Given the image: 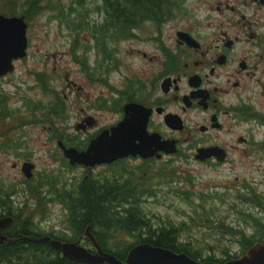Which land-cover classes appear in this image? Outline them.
<instances>
[{
    "label": "rangeland",
    "instance_id": "rangeland-1",
    "mask_svg": "<svg viewBox=\"0 0 264 264\" xmlns=\"http://www.w3.org/2000/svg\"><path fill=\"white\" fill-rule=\"evenodd\" d=\"M52 2L54 0H43L42 5L51 6ZM68 2L69 0H59V3L64 5ZM94 3L99 4L100 0H88V7L91 8ZM181 8L182 13L174 17L177 20L160 26L161 36L168 45H172L168 37L173 38L175 30H183L209 45L211 38L220 34L230 38L236 34L241 38V43L237 45L238 51L248 50V29L240 27L239 24L236 28L231 25L232 22L241 19L240 15L248 19L254 16L255 6L251 0H182ZM10 11L8 1L0 0V15L10 17ZM56 13L54 10L43 9L36 16L24 17L26 56L14 61L13 72L0 78V106H3V110H0V182L2 183L0 186L8 187L7 193L10 196L4 201V206L6 210H19L22 217L31 215L30 222L38 225L43 232L63 231L67 226L66 215L61 207L62 202L60 204L58 201L47 204L49 213H46L44 200L39 196L40 189H34L31 197L27 195V189L34 188L37 180L40 182L44 177L50 178L51 187L55 190V196L50 197L52 200L66 192L67 187L63 185L65 183L76 181L77 184L86 177V174L98 177L107 175L117 168V166L111 168L97 166L90 170L78 166L65 168L61 163L63 157L59 155L55 145L56 140H51L52 136L59 134L61 139L73 138L76 145L72 146L80 150L87 144L86 139L89 135L101 128L114 125L121 118L117 114V107L109 108L107 105L105 108L97 102L98 97L108 98L113 92L106 85L90 82L81 65L71 60L69 46L72 35L57 19ZM257 15L264 13L257 12ZM87 19L92 24L101 17L96 13H89ZM155 31L154 24L146 22L135 30V37L130 39L128 37L116 43L108 41L107 46L112 50L118 65L110 74H106L100 68L103 62L100 61L101 57L93 47L94 41L89 39L88 33L81 32L85 38L84 46L89 48L84 55V63L90 73L94 71L95 78H106L107 84L112 88L121 90L123 79L136 77L138 68L144 69L147 80L156 72L159 64L157 60L155 62L148 60L149 57L158 58V51L152 39ZM255 31L264 34V28H257ZM101 49L107 50V47H98V51ZM252 54L256 55L254 52ZM82 56V50H79L76 53L77 59ZM224 72L221 69L217 71L220 76L216 79V83L224 80L222 76ZM254 74L252 78L241 79L238 74L236 79H240L239 88L234 92H239L237 101L245 102L251 112L264 115V63L256 67ZM37 75L41 76L40 81L37 80ZM55 96L63 106L61 116L57 118L53 117L48 109ZM233 99L234 96L231 100ZM38 103L44 105V108L31 113L29 105ZM184 118L188 126H192L193 122L198 124L204 122L202 115L197 112L187 113ZM84 120L93 121V124L87 126ZM223 122L228 126L231 125V120L228 118H224ZM79 124L85 126L84 130L75 131L74 126ZM238 125V127L237 124L234 126L230 134L218 133L219 139L230 144L236 143V137L245 140L244 138L251 135L256 143L252 148V154L248 152L243 154L246 147L240 143V147L238 146L240 154L231 156L232 166L224 165L219 168H209L192 158L186 160L181 157L163 158L155 164V167L159 168L161 164H166L164 175L166 184L159 183L152 186L154 195L152 197L143 195L136 203L137 209L149 220L152 229L159 227L163 220H170L175 224L183 222L184 226L177 230L179 241L188 244L194 250H199L202 258L211 256L222 260L226 257L223 252L237 257L240 254V246L236 237L233 239L227 234L226 229L230 227L233 231L240 230L249 236L254 233L251 218L264 220V207L257 210L250 204L254 196H259L264 206V148H259L260 143L264 142V123L257 120ZM14 142L20 143L17 150L11 147ZM199 157L197 151L196 158ZM26 162L34 167L31 178L34 179L33 181L26 180L21 172ZM124 166L130 169L132 168L130 166L135 164H124ZM150 166L152 168L153 164ZM142 172H146L144 175L147 176L146 179L142 178L144 177ZM157 175L155 170L146 169L136 172L133 181L136 183L146 180L147 183H151L153 177ZM169 178H173V181L168 182ZM172 189L193 192L196 197H191L187 204L174 197L175 191L172 192ZM44 191L46 187L42 188V192ZM200 193L218 199L209 202L207 196L204 197V209L210 216L206 223H202L204 220L199 217L200 213L196 215L194 212L203 208L200 197H197ZM38 201H40L39 205ZM36 207L42 210V216L39 211H34ZM261 223L264 225V221ZM64 234L65 237H73L71 230ZM140 237L144 238V235ZM118 238L120 236L117 235L116 239ZM121 238L124 246H128L136 241L137 233ZM109 244L112 245V240L105 243L108 249L111 248Z\"/></svg>",
    "mask_w": 264,
    "mask_h": 264
},
{
    "label": "trees",
    "instance_id": "trees-1",
    "mask_svg": "<svg viewBox=\"0 0 264 264\" xmlns=\"http://www.w3.org/2000/svg\"><path fill=\"white\" fill-rule=\"evenodd\" d=\"M7 1L11 16L18 15L27 18L28 16L38 15L43 9L57 12V19L72 35L70 52L75 62L76 45H79V50H82L83 54L89 51V48L84 46V33H88L89 39H94L98 47H103L108 45V41L116 43L117 41H122V39L134 37L135 34L133 32L135 33V30L146 22L159 27L182 13V0H100L99 4L94 3L91 8L88 7V0H69L65 5L59 3V0H54L51 6L42 5L43 0ZM89 13H96L101 19L99 21L94 20L91 24L88 19L86 20ZM101 51L107 54L105 49H101ZM82 57L84 58V56ZM78 61L81 65H84L82 59ZM39 108L40 106H32L33 112ZM51 108H53L52 111L55 113L52 116L55 118L59 117L56 112L57 105L53 104ZM0 110H3V106H0ZM241 117L243 121L250 118L264 123V115L250 112L249 108H244ZM262 146H264V143ZM165 170L166 165H161V168L157 171L158 181L155 184L152 182L147 183L146 180L141 183H135L133 175L136 170L127 169L122 165H118L116 170L111 171L107 175L98 177L87 175L76 187L75 200L68 197L67 194L59 195L60 201L66 204L68 208L69 228L73 237L69 238L61 234L49 236L58 240L70 241L88 226L103 251L112 253L120 261L124 260L130 247L139 243L167 249L174 253H184L195 261L223 263L226 259L232 258L233 255L228 252H223L226 257L222 260L211 256L202 258L199 250H194L188 244L179 241L177 230L184 226L183 222L175 224L170 220H163L159 227L152 229L149 220L141 215L136 203L143 195L149 197L154 195L152 186H156L159 183L166 184L164 180ZM172 181L173 178H169L168 182ZM7 188H1L0 186V217L3 214L13 217L14 224L4 233V237L13 242L0 244V264H83L61 257L59 252L48 243L29 240L41 239L43 234L33 232L34 226L30 222L31 215L27 214L22 217L19 214V210L5 209L4 201L10 197L7 193ZM171 191H175L174 197L187 204H189L191 197H196L193 192L174 189ZM206 196L203 193L198 194L197 197H200V204L203 206L200 209L202 213L194 211L196 215L200 213L199 217L204 220L202 223H206V220L210 218L203 204V199ZM213 197L207 196V200L209 202L218 200ZM37 204L39 205L40 201ZM250 204L253 207H261L258 196L253 197ZM34 211H39L42 216V210L39 207H36ZM186 217L188 218V216ZM262 221L264 220L251 218L254 233L249 236L240 230L233 231L230 227L226 229L228 235L232 236L233 239L236 237L240 246V254L254 242L264 238ZM133 233H137L136 241L124 246L121 242V237L132 235ZM142 234L144 238L140 237ZM117 235L120 238L116 239ZM109 240H112V245H109L113 250L105 246V243Z\"/></svg>",
    "mask_w": 264,
    "mask_h": 264
},
{
    "label": "flooded vegetation",
    "instance_id": "flooded-vegetation-1",
    "mask_svg": "<svg viewBox=\"0 0 264 264\" xmlns=\"http://www.w3.org/2000/svg\"><path fill=\"white\" fill-rule=\"evenodd\" d=\"M251 3L255 6L254 16L248 19V17L240 15L241 19L232 22L231 25L236 28L239 24L240 27L248 29V50L245 52L238 51L237 45L241 43V38H238L236 34L232 38L220 34L211 38L210 45L202 43V40L199 41L183 30H175L173 38L168 37L172 42L171 46L162 38V30L160 32L161 39L152 38L158 51V58H155L156 56L149 57L148 60L150 62L159 61L156 72L145 80L144 69L138 68L136 77L123 79L121 91L118 88L111 89L113 94L108 97L106 104L109 106L112 100L118 99L120 93L121 100L113 101V104H119L117 114L120 117L122 116V106L125 104L131 103L145 107L148 112L147 133L158 135L160 140L174 141L176 152L172 155L160 154L159 158H156L155 155L147 159L127 157L111 165L135 164V166H130L132 167L130 169L137 171L151 169L154 171L158 168L155 167V164L161 159L181 157L184 160L192 158L195 162L206 164L209 168L232 166L231 156L240 154V143L246 147L243 154L247 152L252 154V148L256 143L251 135L244 138L245 140L236 137V143L230 144H226L218 136V133L221 132L224 135L230 134L236 124L238 127V124L254 121L250 118L242 120L241 114L248 105L241 100L237 101L239 92H234L239 88L242 77L252 78L255 75L256 67L260 63H264V34L255 31L257 28H264V15H257V12L264 13V0H251ZM175 20L177 18L167 22L171 23ZM252 26L254 30L251 29ZM179 33L187 34L194 40V44H188L178 35ZM252 52L256 55H253ZM102 62L104 69L113 66L112 61L107 58ZM219 69L225 71L222 74L224 80L221 83H216V79L220 76L217 73ZM238 74L240 79L237 80ZM233 96L234 99L231 100ZM195 112L202 115L204 122L201 124L193 122L192 126H188L184 115ZM224 118L230 119L231 125L224 124ZM91 123L93 122L91 121ZM184 132L185 134H182ZM51 140L55 139L52 137ZM201 148L206 149V154L199 159L196 158V152ZM218 151H222V153L220 154ZM150 164H153L152 168ZM145 173L141 174L144 176ZM142 178L146 179L147 176ZM45 187L46 191L43 192V196L49 204L50 197L54 196L55 190L49 186ZM66 187L67 196L75 200L76 187L69 185ZM55 206L53 205V207ZM61 207L65 211L64 207ZM259 208L262 209V207ZM49 209L52 210V208ZM33 226V232L41 235L66 232L65 230L43 232L38 225L33 224ZM6 231L7 229L2 231V234L4 235Z\"/></svg>",
    "mask_w": 264,
    "mask_h": 264
},
{
    "label": "water",
    "instance_id": "water-1",
    "mask_svg": "<svg viewBox=\"0 0 264 264\" xmlns=\"http://www.w3.org/2000/svg\"><path fill=\"white\" fill-rule=\"evenodd\" d=\"M26 25L21 17L0 16V76L11 72V62L25 56ZM186 37V35H182ZM140 106H124L123 119L113 128L110 135L107 131L100 133L92 140L84 152L78 153L74 149L64 150V155L70 160V164H82L93 166L94 164L110 163L113 160L127 155H151L150 145L154 143L155 150L173 152L174 147L167 149V143H160L151 136H147L145 125L147 113L144 116L138 111ZM143 110V109H142ZM131 113V115H130ZM139 143L135 144L134 141ZM158 142V143H157ZM202 151H200L201 153ZM32 165L23 164L21 171L25 177H30ZM11 218L0 219V231L11 224ZM87 228L74 243H61L48 237L41 239H29L33 242L48 243L53 249L61 253V257L70 261L83 264H217L213 262H199L185 254H176L167 249L153 247L147 244L136 245L130 248L123 261L114 255L103 252L95 242ZM27 240V239H24ZM12 243L13 241L0 236V243ZM222 264H264V238L255 242L243 255L231 258Z\"/></svg>",
    "mask_w": 264,
    "mask_h": 264
}]
</instances>
